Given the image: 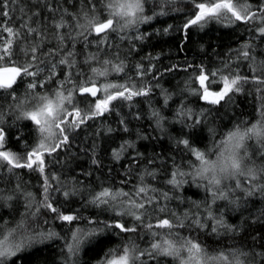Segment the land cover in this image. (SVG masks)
I'll return each instance as SVG.
<instances>
[{
    "label": "trees",
    "instance_id": "1",
    "mask_svg": "<svg viewBox=\"0 0 264 264\" xmlns=\"http://www.w3.org/2000/svg\"><path fill=\"white\" fill-rule=\"evenodd\" d=\"M93 2L96 3L95 10L89 9L87 0H15L14 3L10 0L9 8L4 9L9 11V16L0 15V27L3 25L19 27L23 19H27L34 12H39L40 16L32 17V19L36 22L35 26L43 33V37L23 39V30H21V39L15 45L18 50L10 61L0 60V69L26 63L28 56L19 49L27 50L33 44L40 43L41 39H43L42 48L53 47L57 43L53 39V18L59 20L63 9H67L73 16L79 18L78 21H73L67 13H63L64 20L69 24L86 23L85 13L89 16L95 14L101 18L106 17L108 11L104 5L108 0H93ZM204 2L207 3L208 0ZM250 2L254 7L256 6V0H250ZM49 6L54 9L53 12L49 11ZM149 9L155 11L150 12ZM194 11L193 0H167V2L148 0L145 14L153 15L151 21L140 23L138 27L120 28L117 26L114 32L107 34L108 45L101 46L100 58L111 59L115 62L118 54L119 59L124 60L128 66L125 70L127 75L113 73L107 81L124 83L131 76L138 86H147L151 91L147 96L133 97L131 101H113L112 104L115 107L112 112L89 120L81 128L69 132L72 140L70 149L61 150L51 157H46L48 162L46 171L59 176L58 184L54 182L53 186H59L62 190L73 188L77 190L76 195L67 199L61 192L50 190V195L57 202L56 206L66 214H79L82 219L68 225L66 222L52 219V214L49 213L47 224L42 223V217L35 220L29 219L28 223L32 227L51 229L70 241L71 231L69 229L74 230L78 227L87 231L93 227L88 224L89 218L104 221L114 216L111 210L97 208L87 203L91 198V192L98 191V186L101 184L121 187L120 181L125 176L129 181L125 190H129L133 185L141 184L139 177L144 174L145 169H155L156 177L153 179L145 175L143 182L150 189L148 195L158 198V204L152 206L157 211L153 212L152 208L148 210L152 218L151 222L155 223L157 216L166 217L173 212L183 218L185 213L191 215L199 211L202 218L204 217L205 205L211 198L206 189L198 185L206 182L193 183L188 178V183L182 185L180 189H173L167 184L174 161L180 164L184 171H188V163L195 159L183 145H177L176 141L186 138L199 150L210 151L228 131L236 126L250 127L264 114V84H257L250 79L243 85L242 92L230 94V100L226 97L219 105H210L192 92V89L198 88L195 74L199 72L200 66H203L208 72L222 69L226 74L232 71L241 76H258L264 79V43L258 36L253 35L254 25L235 21L230 13H225L220 19H207L201 22L202 26L194 25L185 29L184 24L192 18ZM123 23L124 21L120 20V24ZM169 25H171L170 28ZM165 28H169L167 33L163 31ZM66 31L76 36L77 70L83 69V74L78 79L83 81L84 76L90 75V72L88 66L82 64L84 57L79 53L81 49L86 54L97 53V37L95 33L89 35L88 40L91 44L85 46L83 38L76 35V28L68 27ZM141 33L150 35L146 40H135L134 37ZM185 35L188 37L186 41L184 40ZM5 37L7 33L0 36V42ZM245 43L251 45L255 60L237 58L235 50ZM133 44H135L134 48ZM40 59L44 60L45 57L40 56ZM225 63H229L228 69L224 68ZM137 64H143L146 69L150 64L155 67L141 80L135 75ZM172 65H178L179 68L171 72L163 71ZM39 67L42 69L39 80H44L48 72L44 64ZM60 71L61 69L57 68V72ZM161 72L163 75L160 74ZM153 73L156 75L155 79H153ZM31 79V77H24L23 82L20 78L17 79L13 93L17 99L8 96V91L11 90H0L3 126L9 132L8 149L21 155L38 142L39 136L35 125L30 120L22 117L17 119L20 109L15 107L21 101L25 110L32 107L33 102L30 97L26 96V86ZM97 82L106 81L105 78L100 77ZM212 87L215 89L218 85ZM163 90H166L171 97L167 105L164 104ZM37 91L45 94L47 89L38 88ZM182 106L192 109L193 119H200L202 122L195 127H185V123L192 124V119L182 122V118L177 116ZM202 109L206 111L203 116H200ZM153 110H159L165 117L163 121L165 131L157 127L155 118L151 115ZM121 118L127 123L129 129L127 133L120 130L122 126L118 121ZM108 128L116 131L108 132ZM145 136L148 138H138ZM124 140L135 141L136 148L128 149L120 162H113L111 152L118 148ZM246 143L248 145L246 164L257 169L264 168V147H261L255 139ZM93 145L95 156L103 165L99 169L91 164ZM136 151L143 153V156L139 158V166L132 163ZM150 159H154L155 163L149 165L147 161ZM109 168H112L111 173L108 171ZM86 172H91L92 175L87 176L84 174ZM258 175L260 179L252 184L248 183L249 178L246 176L227 180L225 184L230 188L235 187L236 180H239L244 188H251L254 184H264V173H258ZM42 179L38 172L27 169H14L9 172L7 167L0 163V189L11 190L19 184L23 190L18 193V199L11 201V207H0V217L7 221L5 227H15L16 223L21 220V216L25 214L27 198L24 193H32L36 202L42 199ZM151 189L159 191L154 192ZM163 191H169L172 198L165 200L161 196ZM237 196L240 197L239 207L224 200H218L213 205L214 210L219 209L216 214H222L226 223L235 227V231L226 232L221 229L220 234L217 235L205 230L194 232L193 235L197 236L213 255L224 251L231 257V253L234 252L242 264H250V262L264 264V256H255V261H253L256 253H264V248L260 247L261 237H264V222H261V219H264L261 217V213H264V192L258 189L252 196H245L241 189H235L233 193H230V199H235ZM197 204L200 205L199 209L196 208ZM159 207H165V212H159ZM125 219L130 220V217H125ZM206 222L212 223L211 221ZM156 231L166 230L157 229ZM129 236L133 237V241L140 248L147 247L151 239L144 230H141L142 239L136 238L135 234H121L112 236L110 240L102 244L97 243V237H87L83 240L78 253L72 257V264H98L104 252L109 248L127 243ZM64 243L65 241L61 239L34 244L19 254L23 259L17 260L16 264H64L67 255L66 249L63 248ZM163 259L166 264H176L171 257Z\"/></svg>",
    "mask_w": 264,
    "mask_h": 264
},
{
    "label": "snow or ice",
    "instance_id": "2",
    "mask_svg": "<svg viewBox=\"0 0 264 264\" xmlns=\"http://www.w3.org/2000/svg\"><path fill=\"white\" fill-rule=\"evenodd\" d=\"M11 2L14 3L15 0H11ZM147 2L148 0H108L104 5L108 15L101 18L99 15L89 16L88 13H85L86 23L84 24L78 22L69 24L64 20L63 13H67L73 21H78L79 18L73 16L67 9H63L59 20L53 18V39L57 41L53 47L42 48L43 39H41L40 43L33 44L27 50L19 49L28 56L26 63L0 69V90H11L8 91V96L12 99H17L13 95L17 79L20 78L23 82L24 77L32 78L26 86V96L30 97L33 102L32 107L25 110L22 101L15 107L20 109L17 119L22 117L30 120L39 133L38 142L23 155L10 151L8 149L9 132L3 126V112L0 111V163L7 167L9 172L14 169H27L38 172L43 178L41 182L42 199L36 202L32 193H24L27 198L26 211L15 227H5L7 221L0 217V264H16L17 260L23 259L19 254L34 244L61 239L65 241L63 248L67 252L64 264H72V257L78 253L83 240L87 237H97L99 244L110 240L112 236L121 234H135L136 238L142 239L141 230L151 237L147 247L140 248L133 241V237L129 236L127 243L109 248L104 252L98 264H166L163 258L168 257H171L176 264H242L234 252L231 253V257L224 251L211 254L193 233L209 230L210 233L219 235L221 229L226 232L235 231V227L226 223L222 214H216L219 209L214 210L213 205L218 200H224L239 207L240 197L230 199V193H233L235 189H241L245 196H252L258 189L264 192V184H254L251 188L242 187L239 180H236L234 188L225 184V181L239 176L248 177V183L252 184L260 179L258 173H264V168L257 169L246 164L247 141L255 139L261 147H264V114L250 127L236 126L233 130L228 131L210 151L199 150L186 138L176 141L177 145H183L195 159L188 163V171H184L181 165L174 161V167L170 172V178L167 179V184L171 185L173 189H180L182 185L188 183V178L193 183L206 182L198 185L203 186L211 198L205 205L203 218L199 211L191 215L185 213L183 218L173 212L166 217L157 216L155 223L151 222L152 218L148 210L154 204H158V198L148 195L150 189L143 182L145 175L153 179L156 177L155 169H145L144 174L139 177L141 184L133 185L129 190H125L129 184L127 176H125L120 181L121 187L101 184L98 186V191L91 192V198L87 203L97 208L111 210L114 216L104 221L89 218L88 224L93 227L87 231L78 227L74 230L69 229L71 231L70 241L67 237H62L51 229L34 228L28 223L29 219L35 220L42 217V223L47 224L49 213L52 214V219L66 222L68 225L82 219L79 214H66L56 206L57 202L50 195V190L61 192L65 199L76 195L77 190L75 188L62 190L59 186H53L54 182L58 184L59 176L46 171L48 163L46 157H51L58 151L70 149L72 140L69 132L81 128L89 120L103 117L106 113L112 112L115 107L112 104L113 101H131L133 97L147 96L151 91L147 86H138L131 76L124 83L107 81V78L113 73L127 75L125 70L128 66L124 60L119 59L118 54L115 62L107 58L101 59L99 55V52L102 51L101 46L108 45L107 34L114 32L117 26L120 28L138 27L140 23H147L153 19V15L145 14ZM9 5L10 0H0V15L9 16V11L4 10L8 9ZM193 5L195 11L192 13V18L185 22V29L194 25L202 26L201 22H205L207 19H220L225 13H230L231 18H234L235 21L254 25L253 35L258 36L264 43V0H256L255 7L250 0H235V2L234 0H219V2L208 0L207 3L204 0H193ZM87 6L90 10L96 9V3L93 0H87ZM49 11L53 12L54 9L49 6ZM149 11L154 12L155 10L149 9ZM161 14L163 13L161 12ZM39 16V12H34L27 19H23L19 27L14 28L9 25L0 27V36L7 33V37L0 42L2 43L0 60L10 61L13 58L18 50L15 45L21 39V30H23V39L43 37V33L35 26L36 22L32 19V17ZM120 20L124 21L122 25ZM68 27L77 29L76 35L83 38L85 46L91 44V41L88 40L89 35L95 33L97 37V53L86 54L83 49L79 53L84 57L82 64L87 65L90 72V75L84 76L83 81L78 79L83 74V69L77 70L76 36L66 31ZM170 27L171 25H169ZM169 28H165L163 31L167 33ZM62 29L65 31L62 32ZM149 35L141 33L134 39L143 41L148 39ZM187 39L188 37L185 35L184 40ZM132 47L134 48L135 44ZM235 52L238 59L255 60L252 55L253 49L248 43L242 44ZM40 56H44L45 59L41 60ZM41 64H44L48 72L44 80H39L42 71L39 67ZM154 67L150 64L146 69L143 64H137L135 65L137 69L135 75L142 80L146 74L152 72ZM187 67H191V65H187ZM57 68L61 69L59 73ZM178 68V65H172L163 71L171 72ZM224 68L228 69L229 63H225ZM157 71L160 70L157 69ZM160 74L163 75V72ZM100 77L105 78L106 82L98 83ZM155 78L156 75L153 73V79ZM250 79L257 84H264V79L258 76H241L232 71H228L226 74L222 69L208 72L203 66H200L199 72L195 74L198 88L192 89V92L210 105H219L226 97L230 100V94L242 92L243 85ZM68 85L70 87H67ZM213 85H218V87L214 89ZM38 88H45L47 91L45 94H41L37 91ZM162 94H164V104L167 105L171 98L170 94L166 90H163ZM205 111L202 109L199 115L203 116ZM151 115L155 118L157 127L161 131H165L163 127L165 117L161 115V112L153 110ZM177 116L182 118V122L192 119V124L185 123V127H195L202 122L200 119H193L192 109L183 106ZM137 118L139 117L137 116ZM118 123L122 126L121 131L125 133L129 131L123 118L119 119ZM107 131L116 130L108 128ZM138 138L147 139L148 137ZM130 148H136L135 141L124 140L118 148L113 149L111 152L113 162H120ZM129 155L132 154L129 153ZM142 156L143 153L136 151L132 163L139 166V158ZM147 163L154 164L155 160L150 159ZM91 164L95 165L97 169L103 166L95 156L94 145ZM108 171L111 173L112 168H109ZM84 174L92 175L91 172ZM151 190L159 191L158 189ZM22 191L19 184L11 190L0 189V207H11V201L18 199V193ZM161 196L165 200L172 198L169 191L161 192ZM196 208L199 209L200 205L197 204ZM165 210V207L158 208L161 213ZM152 211L155 212L157 209L152 208ZM125 217H130V220ZM261 217L264 218V213H261ZM206 221L212 223L209 224ZM261 222H264V219H261ZM101 224L102 227L99 226ZM157 229L166 231H156ZM260 247L264 248V237H261ZM255 256H264V253H256L253 256V261H255Z\"/></svg>",
    "mask_w": 264,
    "mask_h": 264
},
{
    "label": "bare ground",
    "instance_id": "3",
    "mask_svg": "<svg viewBox=\"0 0 264 264\" xmlns=\"http://www.w3.org/2000/svg\"><path fill=\"white\" fill-rule=\"evenodd\" d=\"M262 258V257H261Z\"/></svg>",
    "mask_w": 264,
    "mask_h": 264
}]
</instances>
